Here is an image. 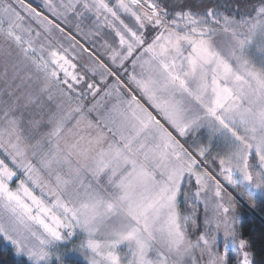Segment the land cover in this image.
I'll list each match as a JSON object with an SVG mask.
<instances>
[{"label":"snow or ice","instance_id":"obj_1","mask_svg":"<svg viewBox=\"0 0 264 264\" xmlns=\"http://www.w3.org/2000/svg\"><path fill=\"white\" fill-rule=\"evenodd\" d=\"M0 66L16 264H264V0H0Z\"/></svg>","mask_w":264,"mask_h":264},{"label":"rangeland","instance_id":"obj_2","mask_svg":"<svg viewBox=\"0 0 264 264\" xmlns=\"http://www.w3.org/2000/svg\"><path fill=\"white\" fill-rule=\"evenodd\" d=\"M25 2L33 3V6L35 7L37 3H42V0H35V2H33V0H25ZM109 2H112V1L109 0ZM223 2H224V0H221V3H223ZM121 18L125 20V23H128L130 26H133L134 22L132 21L131 18L126 17V16H122ZM92 19H94V18H92ZM92 19L86 18V19H84L81 22V27L84 28L85 31H87L89 28L92 27ZM75 23H76V21L73 20V25ZM102 37H103L102 39L101 38H95V37L93 38L95 40L97 48H100V46L103 44V40L104 39H107V40H109V42L114 43V36H113V34H112L110 29L104 28L103 33H102ZM77 39H80L81 43H84L86 47L90 46L89 42H86V41L82 40L79 36L77 37ZM102 58H104V57H102ZM83 62H87V55L86 54L83 57ZM105 62L107 63V60H105ZM2 70H3V68H2V66H0V71H2ZM0 87H3V82L2 81H0ZM203 131H206V130H203ZM224 186L226 188H228L229 191H232V189L226 183H225ZM185 190L186 191H191V190H194V187H190V186L186 185L185 186ZM233 194L235 195L236 193H233ZM254 201L256 203L260 204V206L264 207V202H262L261 199L258 198V199H255V200H249L247 197H245L244 200L241 201L238 204V206H237L238 212L241 214V219L243 218V216L245 214L244 211H243L244 210L243 208L249 210L250 212L251 211L255 212L253 210V208L250 206V204L254 205V203H255ZM188 203L191 204L192 201L189 200ZM183 208H184V205L182 204V209ZM7 246L11 247V245H7ZM67 262H68V264H77V262H78V264H86V261H85L84 257L82 255H80L79 253H72L71 256L67 258Z\"/></svg>","mask_w":264,"mask_h":264},{"label":"trees","instance_id":"obj_3","mask_svg":"<svg viewBox=\"0 0 264 264\" xmlns=\"http://www.w3.org/2000/svg\"><path fill=\"white\" fill-rule=\"evenodd\" d=\"M255 202V201H254ZM253 210L264 219V207L260 206L258 203H254V205L250 204ZM244 216L242 220V227L241 231L244 233L245 237L250 239L253 244L254 248L253 251L257 253L256 260L259 262L260 260V253L262 247H264V223L256 217L252 212L243 208ZM8 248V254L0 255V261H7V264H16L19 261L20 257H15L11 255V247L5 245L4 243H0V248L2 247ZM26 259V258H24Z\"/></svg>","mask_w":264,"mask_h":264},{"label":"water","instance_id":"obj_4","mask_svg":"<svg viewBox=\"0 0 264 264\" xmlns=\"http://www.w3.org/2000/svg\"><path fill=\"white\" fill-rule=\"evenodd\" d=\"M30 3V2H29ZM256 217H258L263 223H264V219L263 218H261L257 213H255V212H253V211H251Z\"/></svg>","mask_w":264,"mask_h":264},{"label":"flooded vegetation","instance_id":"obj_5","mask_svg":"<svg viewBox=\"0 0 264 264\" xmlns=\"http://www.w3.org/2000/svg\"><path fill=\"white\" fill-rule=\"evenodd\" d=\"M112 2H110V3H114V0H111Z\"/></svg>","mask_w":264,"mask_h":264}]
</instances>
